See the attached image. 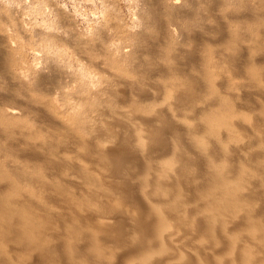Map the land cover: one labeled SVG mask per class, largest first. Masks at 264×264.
<instances>
[{
	"label": "bare ground",
	"instance_id": "1",
	"mask_svg": "<svg viewBox=\"0 0 264 264\" xmlns=\"http://www.w3.org/2000/svg\"><path fill=\"white\" fill-rule=\"evenodd\" d=\"M161 2L143 0L138 30L119 31L114 50L130 46L121 54L128 70L111 52V79L97 75L98 84L95 73L66 62L67 47L51 46L100 45L98 34L77 39L61 8L54 25L14 17L26 39L40 38L29 43L42 52L40 66H25L10 25L0 32L9 48L0 46V264H264V107L250 104L249 91L241 102L255 104L256 117L238 118L236 107L238 87L264 93L250 58L264 56L263 35L229 28L213 60L203 36L220 34V23L194 26L192 0H166L169 17L190 20L179 39L163 40ZM218 2H237L264 25V0ZM214 62L249 79L220 75ZM63 95L73 107L70 98L58 102ZM65 106L73 112L51 110ZM30 118L67 131H35ZM240 225L248 230H234Z\"/></svg>",
	"mask_w": 264,
	"mask_h": 264
},
{
	"label": "rangeland",
	"instance_id": "2",
	"mask_svg": "<svg viewBox=\"0 0 264 264\" xmlns=\"http://www.w3.org/2000/svg\"><path fill=\"white\" fill-rule=\"evenodd\" d=\"M164 1L166 0H163V3L161 2L160 4H157V6H155L157 12L161 14L163 22L166 23L163 24L165 37L161 35V39L176 41V39H179L180 30L186 28L185 26L187 21L184 22V20L185 19L190 20V18L188 17L189 13L178 12L174 15L173 18H171L166 14L167 12L164 9V5H165ZM192 1L193 3H195L194 10L192 11V13L194 11H198L197 14H193V19L190 21L192 24H195L194 26H201V28H203L204 25L208 27L209 23L211 22L213 23V25H217V23L218 24L220 23L222 29V32L220 34H216L217 32H215L214 29L209 28V30H207L208 34L203 36L206 45L210 46V48H212L213 50V55H212L213 60L217 59L216 57L217 55H215L216 53L214 51L221 49L223 50L222 47L225 43L224 39L226 38L225 33L229 30V28L238 29L244 35V38L247 37L248 35H253V33L259 35L261 34L263 35V38L262 37L261 38L264 41V25L257 26L252 20H248V17H250L249 10H247V8L244 7L243 5H239L237 2H231L228 7L224 8L222 2L214 3L215 0H205V1L192 0ZM246 1L247 4L255 3V0H246ZM138 2H140V4ZM142 2L143 0L140 1L139 0H0V6H1L0 32L4 31L5 28L10 25V27L6 29V32L12 35V38L10 39L11 42L14 43L19 42V44L21 45L23 50L22 59L25 62V66H29V65L31 66V64L32 65L38 64L37 66H40L42 64V56H41L42 52L37 50L36 53H32L30 49L31 45L29 44V43H33L34 45L38 44L41 41L40 38H38L37 36H32L33 39H26L25 36L23 35V32L19 29L18 25L17 26L15 25V18L17 19L16 16L19 15H21V17L23 16V19L25 22H27V25H30L29 27H32L34 24L44 25L43 23H45V25L46 24L54 25L55 21L57 20V19L55 20L57 16L55 14L56 13L55 7L61 8V11L65 15V19L68 21L70 25V26L68 25V27L71 28V32L74 34V36L77 39L89 37L91 36V34H98L97 38L99 40L100 45L78 43L77 47H74L71 45H67L62 40L55 39L53 40L52 42L53 45L51 44V46L53 48L67 47V50L65 49L68 53V55L65 56L67 60L66 62H68L73 69H76L77 67V69L82 68L87 71H91L92 74L95 73L96 75L94 77L95 78L94 80H96L98 84L99 75L111 79V76L109 75V71L114 70V68H112L107 61V57L111 55V52L114 53V57L121 63V65L128 70V65L124 62V57L121 54L130 51L131 49L130 46L119 43V45L122 48L120 50H114L113 43H116V39L118 38L119 31L121 29L127 28L129 32L134 31L135 29L136 31L138 30L137 25H135L134 19L138 17L137 11L139 6L142 4ZM135 5L136 7H134ZM4 6H7V8H9V6H12L14 9H16L15 15L11 14V11H7V8H5ZM229 9L231 13L230 15H227L226 13ZM52 10L54 11V14ZM101 14L106 16L109 23V26H105L104 29L100 27L102 24ZM214 15L216 16L219 15L218 17L220 16L222 17H220L218 20V18L215 17ZM215 19L217 20V23L215 22L216 21ZM245 19L248 21L247 23L243 22ZM250 27L254 28L255 31H251ZM243 40L240 41V44L244 45L247 43V41L246 40L243 41ZM0 46L3 50L4 48L6 50H9V48L6 45V41L4 40L0 41ZM255 52H259V51L252 50L251 53L249 52L250 53L249 55H251L252 53L254 54ZM256 54L257 53L254 54V58H252V56L250 57L254 62L253 69L260 72L261 78L264 80V56L263 54H261L262 56L259 53L257 55L260 56H257ZM242 62L243 60L238 61L237 66L244 65V62L243 63ZM214 63L215 64L213 68L219 70L220 75L227 76L231 78V80H234L235 82L244 83L247 82V80L249 79L246 77L243 70H238L239 68H237L236 70L232 69L233 67L225 64L226 62H221L220 64H218V62H214ZM33 66L35 67V65ZM106 69H108L109 71H107ZM96 81H93L90 84V89L93 90L97 89L96 88L97 85L95 84ZM217 82L219 86L221 82L219 83L218 80ZM221 87L224 90V87L223 86ZM50 91H54V90H50ZM248 91L251 93L249 95V98H251L252 100L254 99L253 101L252 100L250 101V104L251 103L256 104L257 102L256 105L258 109L260 107L259 104L263 105L262 107H264V93L260 92L261 94L259 95L257 94V92L253 90L255 92V93L253 92L254 93L253 94L252 88H248V87L246 89L239 87L236 89V93L238 95L243 93L240 95V98H238L237 100L238 102H240L239 103L240 106L241 105L244 106V107L242 106L243 108L240 106H236L239 107V110L240 109L241 111L243 110L242 112H239V116L242 115L243 117L244 115L247 116L245 120H250V119L252 120L256 117L258 113V109L256 105L255 104L250 105L249 103H247L245 107L244 102L243 103L241 102V101H247V98L245 97V92ZM44 92H48V90ZM57 97L61 98L60 100H58L59 103L70 98L65 95H63L62 97L59 96ZM70 100L72 106L74 102L72 98H70ZM254 106L255 108H253ZM51 110L56 112L58 115L61 114L67 115L71 111L73 112L70 106H65L57 110L51 108ZM239 116L238 118H241V116L240 117ZM244 118L245 117H243V119ZM28 124L33 130L39 131L41 133H45L47 130H51V129L67 131V129L61 123H56V122L41 123L34 120L33 118H30ZM262 125L264 126V123ZM80 160L82 162L83 158L82 159L80 158ZM83 162L85 161L83 160ZM251 164L252 162L250 163V166ZM65 182L67 188L72 189L71 184L68 181ZM226 224L228 228L234 227L233 223L231 222L229 223V221L226 222ZM234 230H248V229L246 228L245 225H240ZM201 255L202 258L206 259L207 256L204 255V253L203 254L201 253ZM128 259L130 258H127L126 260Z\"/></svg>",
	"mask_w": 264,
	"mask_h": 264
}]
</instances>
